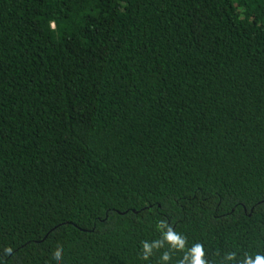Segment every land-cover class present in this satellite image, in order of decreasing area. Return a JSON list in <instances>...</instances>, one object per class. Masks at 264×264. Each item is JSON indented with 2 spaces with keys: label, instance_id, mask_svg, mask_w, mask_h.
<instances>
[{
  "label": "trees",
  "instance_id": "16d2710c",
  "mask_svg": "<svg viewBox=\"0 0 264 264\" xmlns=\"http://www.w3.org/2000/svg\"><path fill=\"white\" fill-rule=\"evenodd\" d=\"M159 220L264 256V0H0V264H158Z\"/></svg>",
  "mask_w": 264,
  "mask_h": 264
},
{
  "label": "clouds",
  "instance_id": "9594fccd",
  "mask_svg": "<svg viewBox=\"0 0 264 264\" xmlns=\"http://www.w3.org/2000/svg\"><path fill=\"white\" fill-rule=\"evenodd\" d=\"M155 230L160 233L158 239L151 242L148 240L141 242L140 258L143 261H149L155 252H158L167 245V250L159 256L158 264H171L173 252L182 253L177 264H208L205 258L204 246L197 242L190 247H186V237L174 231L167 221L159 220L155 224ZM52 264H64L63 249H57L53 253ZM220 264H264V256L257 254L253 257L245 254L243 259L238 261L237 254L229 252L221 258Z\"/></svg>",
  "mask_w": 264,
  "mask_h": 264
}]
</instances>
